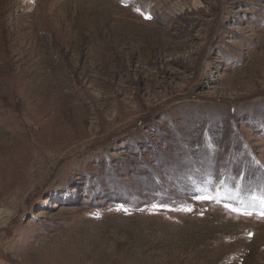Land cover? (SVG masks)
<instances>
[{
	"label": "rangeland",
	"instance_id": "obj_1",
	"mask_svg": "<svg viewBox=\"0 0 264 264\" xmlns=\"http://www.w3.org/2000/svg\"><path fill=\"white\" fill-rule=\"evenodd\" d=\"M262 194L264 0H0V264H264Z\"/></svg>",
	"mask_w": 264,
	"mask_h": 264
},
{
	"label": "snow or ice",
	"instance_id": "obj_2",
	"mask_svg": "<svg viewBox=\"0 0 264 264\" xmlns=\"http://www.w3.org/2000/svg\"><path fill=\"white\" fill-rule=\"evenodd\" d=\"M137 11H140V9L137 8ZM145 18L150 19L151 17L146 16ZM197 198L198 199H210V200H215L217 202H220L219 198L217 196L202 195V196H198ZM253 199L259 201V211L257 214L264 216V194H262L259 197H253ZM153 207H155V205ZM225 207L228 208L230 211L237 213L238 215H245V216L252 215L253 211L255 210L254 208H253V210H249V207H251V206H244L243 203H242V206L240 208H236V207L231 206V205H225Z\"/></svg>",
	"mask_w": 264,
	"mask_h": 264
},
{
	"label": "bare ground",
	"instance_id": "obj_3",
	"mask_svg": "<svg viewBox=\"0 0 264 264\" xmlns=\"http://www.w3.org/2000/svg\"><path fill=\"white\" fill-rule=\"evenodd\" d=\"M19 177H21V176H19ZM14 183V182H13ZM12 185V184H11Z\"/></svg>",
	"mask_w": 264,
	"mask_h": 264
}]
</instances>
